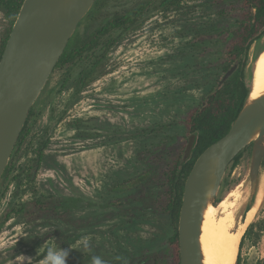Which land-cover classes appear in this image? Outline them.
I'll return each instance as SVG.
<instances>
[{
  "label": "rangeland",
  "instance_id": "1",
  "mask_svg": "<svg viewBox=\"0 0 264 264\" xmlns=\"http://www.w3.org/2000/svg\"><path fill=\"white\" fill-rule=\"evenodd\" d=\"M141 7L133 23L116 25ZM247 10L245 0L94 3L32 105L0 178V264H42L49 246L69 250L66 264H92L93 256L103 264H174L162 173L186 135V112L223 74L227 42L219 34ZM14 21L0 8V47ZM263 48L264 35L250 47L247 80ZM251 151L252 143L227 166L214 201L239 184L247 190L233 223L232 232L240 226L234 264H264V198L247 216ZM38 196L68 199V209L26 215Z\"/></svg>",
  "mask_w": 264,
  "mask_h": 264
},
{
  "label": "water",
  "instance_id": "2",
  "mask_svg": "<svg viewBox=\"0 0 264 264\" xmlns=\"http://www.w3.org/2000/svg\"><path fill=\"white\" fill-rule=\"evenodd\" d=\"M94 1L23 0L0 57V178L30 108ZM236 67L221 76L218 87ZM250 94L251 89L229 130L198 155L186 177L178 218L179 264H204L200 236L205 211L214 204L227 166L251 143L249 176L256 194L264 161V91L253 98Z\"/></svg>",
  "mask_w": 264,
  "mask_h": 264
},
{
  "label": "trees",
  "instance_id": "3",
  "mask_svg": "<svg viewBox=\"0 0 264 264\" xmlns=\"http://www.w3.org/2000/svg\"><path fill=\"white\" fill-rule=\"evenodd\" d=\"M97 0L94 1V3ZM183 0H162L163 5H180ZM23 0H0V8L6 10L16 19ZM248 10L237 20V25L228 31H222L219 37L226 40L224 45L228 58L220 62L223 73L234 63L238 62L236 70L225 80L221 86L218 81L210 88L204 99L195 107L186 112V135L172 149L171 159L166 163L163 171V184L167 190L163 200L160 202L161 210L168 213L174 227L173 234L168 239L170 249V262L179 264V243H178V218L182 203L184 183L192 165L198 155L211 143L221 138L230 128L238 112L243 106L249 93V81L246 78V65L250 45L255 39L264 34V0H245ZM93 3V5H94ZM92 5V6H93ZM144 7L129 10V12L116 22L119 27H127L135 21ZM92 11V7L89 12ZM87 13V14H88ZM86 14V15H87ZM8 36L3 39L0 47V57ZM224 43V42H223ZM67 46L64 49L57 64L68 56ZM32 108V107H31ZM31 108L29 115L31 113ZM28 115V116H29ZM28 120V118H27ZM26 120L18 140L20 141L26 129ZM17 140V141H18ZM173 145V141L167 142L165 149ZM164 147V144L162 145ZM240 151L233 159L236 163L240 157ZM42 157L41 149L37 153V161ZM161 197V198H162ZM38 196L28 203L26 215L31 211L39 210L37 213L48 211H66L68 199L42 201ZM47 207V210H46ZM40 215V214H38ZM31 219V218H30ZM71 240L73 236L70 237Z\"/></svg>",
  "mask_w": 264,
  "mask_h": 264
},
{
  "label": "bare ground",
  "instance_id": "4",
  "mask_svg": "<svg viewBox=\"0 0 264 264\" xmlns=\"http://www.w3.org/2000/svg\"><path fill=\"white\" fill-rule=\"evenodd\" d=\"M248 80L251 98L264 91V48L253 58ZM246 194V188L243 190L239 184L230 190L217 205L209 204L207 207L200 236L204 264H234L240 226L232 232L233 223L236 211L245 203ZM263 198L264 171H261L253 205L247 212L248 217L254 208L262 204Z\"/></svg>",
  "mask_w": 264,
  "mask_h": 264
},
{
  "label": "clouds",
  "instance_id": "5",
  "mask_svg": "<svg viewBox=\"0 0 264 264\" xmlns=\"http://www.w3.org/2000/svg\"><path fill=\"white\" fill-rule=\"evenodd\" d=\"M81 244L84 248L89 247L87 239H82ZM69 256V250L65 248H53L47 247L46 253L43 256L42 264H66L67 257ZM92 264H103L102 259L99 256L92 257Z\"/></svg>",
  "mask_w": 264,
  "mask_h": 264
},
{
  "label": "flooded vegetation",
  "instance_id": "6",
  "mask_svg": "<svg viewBox=\"0 0 264 264\" xmlns=\"http://www.w3.org/2000/svg\"><path fill=\"white\" fill-rule=\"evenodd\" d=\"M88 12H89V11H88ZM85 16H86V15H85ZM263 35H264V34H263ZM263 35H262V36H263ZM262 36H261V37H262ZM261 37H260V38H261ZM260 38H258V39H260ZM258 39H255V40H258ZM255 40H254V41H255ZM254 41H253V42H254ZM253 42H252V43H253ZM251 45H252V44H251ZM251 45H250V47H251ZM65 48H66V47H65ZM249 50H250V48H249ZM248 59H249V51H248ZM236 63H237V66H238V62H236ZM234 64H235V63H234ZM232 65H233V64H232ZM232 65H231V66H232ZM231 66H230V67H231ZM230 67H229V68H230ZM229 68H228V69H229ZM236 68H237V67H236ZM228 69H227V70H228ZM235 70H236V69H235ZM245 70H246V69H245ZM225 72H226V71H225ZM225 72H224V73H225ZM224 73H223V74H224ZM223 74H222V75H223ZM47 80H48V79H47ZM26 120H27V119H26Z\"/></svg>",
  "mask_w": 264,
  "mask_h": 264
}]
</instances>
